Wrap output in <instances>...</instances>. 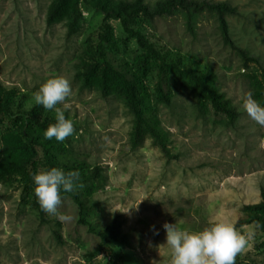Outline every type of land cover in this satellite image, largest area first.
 I'll return each mask as SVG.
<instances>
[{
    "label": "rangeland",
    "instance_id": "1",
    "mask_svg": "<svg viewBox=\"0 0 264 264\" xmlns=\"http://www.w3.org/2000/svg\"><path fill=\"white\" fill-rule=\"evenodd\" d=\"M50 1L0 0V81L23 94L27 107L48 78L63 75L71 81L65 116L76 131L64 142L53 139L54 155L62 164L84 161L92 172L78 189L97 205L81 211L62 194L59 211L72 219L61 222L34 200L33 179L28 182L25 174L13 171L2 174L0 264H170L165 223L199 231L215 222H230L244 234L254 231L236 262L264 264V228L236 224L243 205L256 202L264 188V127L242 108L248 93L264 105V0H222L235 7L224 14L225 38L209 9L198 12L191 27L177 9L152 18L136 14L129 22L180 53L192 68L214 75L235 109L233 120L206 100L198 103L187 84H178L169 70H158L157 61L146 58L143 64L144 50L118 18L82 3L78 28L69 32L65 20L46 23ZM144 1L152 7L163 0ZM100 52L141 77L149 105L167 131V155L149 137L133 147L132 114L123 98L103 96L93 81L82 83L83 63L94 59L100 65ZM159 83L169 103L157 95ZM19 130V119L0 116V158L11 142L19 145ZM17 149L29 156L31 177L45 170L39 145ZM110 221L119 225L127 243L101 232Z\"/></svg>",
    "mask_w": 264,
    "mask_h": 264
},
{
    "label": "trees",
    "instance_id": "2",
    "mask_svg": "<svg viewBox=\"0 0 264 264\" xmlns=\"http://www.w3.org/2000/svg\"><path fill=\"white\" fill-rule=\"evenodd\" d=\"M82 3L85 6L88 4L91 7L99 8L103 12L118 18L124 29L134 36L136 43L144 50V54L140 59L143 64L146 58L157 61L158 70H169L173 73L178 84H187L193 91L198 103L206 100L214 110L224 113L230 120H233L236 116L235 109L217 88L214 75L207 71L192 68L180 53L171 51L159 39H154L153 36L147 37L135 31L129 25L131 18L136 14L152 18L154 15L169 13L177 9L184 12L186 24L191 27L196 14L203 9H209L217 15L222 35L225 38L226 23L224 14L235 12V7L231 3L222 0H163L156 2L151 7L144 0H51L46 11V23L52 24L65 20L68 31H75L82 17L80 9ZM241 53L248 56L242 49ZM100 54L103 60L100 65L96 66L92 63L94 59L91 62L83 63V70L79 73L82 83L88 85L93 81L103 96L118 94L123 98L124 105L132 114V129L129 141L133 147L142 144L143 140L149 137L160 151L167 155V131L149 105V96L141 77L127 65L114 64L108 59H104L102 52ZM262 73L264 76V66L262 67ZM157 95L165 103H169V93L163 90L160 83L157 86ZM23 102V94L16 92L14 87L0 81V116L5 115L19 119L20 128V133H18L19 145L14 144V141L11 142L10 150L0 158V178L2 174L13 171V173L25 174L28 182H32L28 167L29 156L22 155L16 151L17 148V150H24L29 145H39L43 154L45 170L51 167L60 168L62 163H59L54 155L57 144L53 141L54 138L45 140L43 137V132L47 127L55 123V116L48 115L35 105L27 107ZM62 167L65 168L66 172L78 170L81 182L84 178L88 179L89 176L87 175L92 172H87L88 169L85 170L84 161L77 158L72 159L71 162L63 163ZM94 171H96V168ZM62 194L71 196L79 205L81 211L94 208L97 205V202L90 201L83 196L79 189L73 193ZM34 200L38 203L36 196H34ZM243 212V215L237 218L236 224H256V222H259L261 227L264 228V188H261L259 199L256 202L243 205ZM87 225L94 230L88 221ZM101 229L103 234H107L117 241L128 242L125 234L120 232L119 225L115 221H110L103 225ZM54 234L57 239L60 238L57 231H54ZM235 264L240 263L235 262Z\"/></svg>",
    "mask_w": 264,
    "mask_h": 264
},
{
    "label": "clouds",
    "instance_id": "3",
    "mask_svg": "<svg viewBox=\"0 0 264 264\" xmlns=\"http://www.w3.org/2000/svg\"><path fill=\"white\" fill-rule=\"evenodd\" d=\"M245 71L244 68L240 69L241 73ZM71 95V81L63 75L48 78L34 93V105L55 113V123L43 132L45 140L55 138L58 142H64L74 135V121L65 116L69 108L66 101ZM242 108L252 121L264 127V105L251 93L246 95ZM32 179L41 210L61 222L71 221V215L61 213L59 206L62 193H73L84 187L79 171L66 172L63 168L51 167L34 174ZM163 227L166 231L164 245L171 253L170 264H235L236 257L246 250L255 235L254 231L246 234L239 232L230 222H215L199 231L181 228L176 223H165ZM256 227H261L259 222H256Z\"/></svg>",
    "mask_w": 264,
    "mask_h": 264
}]
</instances>
